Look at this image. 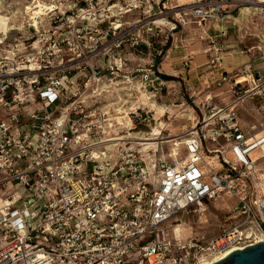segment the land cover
<instances>
[{"label":"built area","instance_id":"obj_1","mask_svg":"<svg viewBox=\"0 0 264 264\" xmlns=\"http://www.w3.org/2000/svg\"><path fill=\"white\" fill-rule=\"evenodd\" d=\"M250 1L191 0L178 5L176 22L202 26ZM1 12L0 264H211L264 241V124L243 125L234 108L258 84L239 94L233 80L235 102L202 115L183 157L160 158L134 137L106 142L126 138L130 127L101 99L99 70L72 76L67 36L53 43L10 37L14 25ZM207 43L211 70L225 46L213 36ZM258 52L262 66L251 79L264 87V39ZM108 69L113 74L114 66ZM218 77L217 86L228 79ZM130 108L120 115H137L139 108ZM115 127L127 135L111 133ZM224 194L234 200L233 222L217 236L161 235L178 212Z\"/></svg>","mask_w":264,"mask_h":264},{"label":"rangeland","instance_id":"obj_2","mask_svg":"<svg viewBox=\"0 0 264 264\" xmlns=\"http://www.w3.org/2000/svg\"><path fill=\"white\" fill-rule=\"evenodd\" d=\"M34 1L48 8L42 6L40 13H33L37 9H33ZM183 2L0 0V10L3 17H9V24L14 25L10 37L19 40L51 37L50 43H53L67 36L72 51L68 50L65 57L73 68L70 69L72 76L78 79L83 72L90 77L93 72L100 71L105 90L101 99L114 109L113 118L118 116L115 111L118 108L127 112L129 105L130 109L135 106L140 109L137 115L130 112L127 118L130 136L126 131H119L123 127H115L111 133L127 135L124 142L133 139V135V141H154L156 145H149L157 150L154 155L167 159L170 153H177L176 159H179L184 156V140L195 131L202 115H209L211 106H225L229 102L224 101V97H228L222 92L224 85L217 86L214 83L217 79L213 80L210 72L218 69L217 65L211 70L206 69L209 56L204 47L207 41L204 25L198 26L191 18L183 24L176 22L175 13ZM249 5L258 6L264 14V0H251L244 6ZM238 9L236 7L234 11ZM29 24L34 27L29 28ZM78 51H83L81 57H77ZM257 56L259 52L255 50L254 57ZM113 66V74H109L108 68ZM261 66L262 61L257 60L249 68L236 70L239 75H249L244 88L254 82L258 84L246 99L238 100L240 102L234 105L235 115L241 123L264 124V87L251 79V74L256 77ZM128 81L132 84L128 85ZM127 93L136 98L128 102ZM139 138L149 139L142 141ZM207 145L211 146L210 143ZM145 156L148 157L147 152ZM233 203L234 200L224 194L204 202L203 209L180 211L163 223L161 235L171 241H184L190 237L203 242L210 240L232 224ZM176 227L179 228L178 235L174 232Z\"/></svg>","mask_w":264,"mask_h":264},{"label":"crops","instance_id":"obj_3","mask_svg":"<svg viewBox=\"0 0 264 264\" xmlns=\"http://www.w3.org/2000/svg\"><path fill=\"white\" fill-rule=\"evenodd\" d=\"M203 32L205 36H213L225 46V49L219 55L220 63L218 69L215 68L210 72L214 77L213 80L219 78L218 76L221 71L226 74L228 79L221 84L224 85V91L222 92L225 93L226 97L228 96L227 98L224 97V101H229L228 104L233 103L235 95L230 89L233 80L239 82L234 88L235 92L239 94H243L253 87L251 84V86L244 88L248 80L246 77H249V75L247 73L239 75L236 73V70H240L243 67L249 68L251 64L259 60L258 56L254 57V54L255 50L258 51V47L264 37V14L260 13L258 6H242L224 19L207 21L204 24ZM204 47H206V56L210 57L211 53L209 55L207 52V41ZM240 90L242 91L240 92ZM243 125L252 124L243 123Z\"/></svg>","mask_w":264,"mask_h":264},{"label":"water","instance_id":"obj_4","mask_svg":"<svg viewBox=\"0 0 264 264\" xmlns=\"http://www.w3.org/2000/svg\"><path fill=\"white\" fill-rule=\"evenodd\" d=\"M258 78L257 74H255ZM211 264H264V241L235 250Z\"/></svg>","mask_w":264,"mask_h":264},{"label":"bare ground","instance_id":"obj_5","mask_svg":"<svg viewBox=\"0 0 264 264\" xmlns=\"http://www.w3.org/2000/svg\"><path fill=\"white\" fill-rule=\"evenodd\" d=\"M181 1H184L182 4H188V2H191V0H181ZM35 3H34V7H33V9H35V8H37L36 10H35V12H33V13H40L41 12V10H42V6H44V8H48L47 6H45L44 4H41L39 1H34ZM28 8V10H30V8H29V6L27 7ZM30 18L31 19H34L35 17L34 16H30ZM243 80V79H242ZM117 111H118V113L117 114H119L118 116H116L115 118H116V120L120 123V124H123L124 126H128V120H127V118H126V116L125 115H120V114H123V113H126L127 111H125V110H121V109H117ZM183 122H185V120L183 121ZM130 134H132V133H130ZM130 134H129V136H130ZM132 137H135L134 135L132 136ZM123 139H125V137L124 136H122V137H115L114 139H109V140H106V142H115V140H123ZM147 138H139V140H146ZM149 139V138H148ZM147 139V140H148ZM174 141V140H173ZM184 141H187V140H184ZM179 143V142H178ZM142 144H144V145H146V144H148V145H156L157 143L156 142H154V141H146V142H142ZM176 144H177V142H176ZM175 144V145H176ZM173 150H175V148L173 149ZM174 232L178 235L179 234V228H175L174 229Z\"/></svg>","mask_w":264,"mask_h":264},{"label":"trees","instance_id":"obj_6","mask_svg":"<svg viewBox=\"0 0 264 264\" xmlns=\"http://www.w3.org/2000/svg\"><path fill=\"white\" fill-rule=\"evenodd\" d=\"M162 78L168 79L169 77L166 75H161Z\"/></svg>","mask_w":264,"mask_h":264}]
</instances>
